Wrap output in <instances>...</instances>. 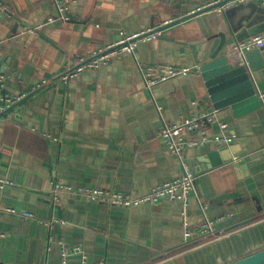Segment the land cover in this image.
Returning a JSON list of instances; mask_svg holds the SVG:
<instances>
[{"label": "crops", "instance_id": "1", "mask_svg": "<svg viewBox=\"0 0 264 264\" xmlns=\"http://www.w3.org/2000/svg\"><path fill=\"white\" fill-rule=\"evenodd\" d=\"M219 1L71 0V19L48 23L54 0H0L11 10L0 16V73L8 76L5 91L21 97L0 116V179L10 182L0 189V264H230L264 250V64L251 71L263 106L239 116L230 106L214 108L201 71L148 89L139 68H201L220 46V57L240 62L232 48L264 36V28L249 32L264 25V2L183 20ZM177 20L165 39L141 40L135 54L119 51L97 69L62 78L121 33ZM261 56L264 63V47ZM212 109L218 122L210 132L235 137L187 152L205 213L192 195L125 207L85 192L139 197L177 178L179 159L159 134L163 120L179 124ZM222 147L245 164L209 169L205 158ZM56 186L72 191L56 200ZM206 216L223 235L187 242L185 222L196 228Z\"/></svg>", "mask_w": 264, "mask_h": 264}, {"label": "built area", "instance_id": "2", "mask_svg": "<svg viewBox=\"0 0 264 264\" xmlns=\"http://www.w3.org/2000/svg\"><path fill=\"white\" fill-rule=\"evenodd\" d=\"M71 0H54L57 7L56 16H51L48 23L55 21H68L71 19L69 14V5ZM251 0H232L225 5L235 3H245ZM264 2V0H263ZM225 5L221 6L223 8ZM10 8L6 5L0 6V16L9 14ZM154 28L147 32L126 35L121 33V38L114 44L106 46L95 52L90 58H80L79 65L73 70L63 75V79L68 81L71 78L79 75L86 69H97L102 65L111 61L119 51L129 52L135 54L138 42L141 40L156 39L162 32L153 33ZM264 47V36H254L244 41H237L233 48L232 53L240 58L243 62L245 55L257 48ZM141 74L144 78L146 87L151 89L154 85L165 82L171 78L188 75L200 72V67H186V66H173V65H139ZM8 76L0 73V116L4 115L7 111L15 108L21 97L12 96L8 94L6 83ZM218 122V111L215 109L201 112L192 117H187L183 122L176 124L163 120L160 137L167 144L169 150L177 156L181 165V174L177 178L164 182L155 186L148 194L139 197H132L130 195L111 192L101 189L85 190V192L93 199L111 205V206H138L143 203H155L162 199H170L184 202L189 196H194L202 210L205 213L206 207L200 200L198 188V174L191 167L187 152L205 146L209 143L217 145L231 144L235 136H227L224 134L215 135L209 130V127ZM221 130H226L227 125L221 123ZM10 185L7 180L0 179V189ZM72 191L69 186H56L54 197L59 200V192ZM84 191V190H80ZM25 217H32V214L25 212ZM185 237L187 242L195 239L207 238L210 236H221L223 231L215 227L213 220L205 217V220L198 227L193 228L188 222H185ZM0 235H3L0 233ZM80 248L76 247L73 252H79ZM67 249H63V255H68Z\"/></svg>", "mask_w": 264, "mask_h": 264}, {"label": "water", "instance_id": "3", "mask_svg": "<svg viewBox=\"0 0 264 264\" xmlns=\"http://www.w3.org/2000/svg\"><path fill=\"white\" fill-rule=\"evenodd\" d=\"M230 1L232 0H221L216 4L198 10L197 13L189 15L183 18V20L210 9L221 7ZM255 19L256 21L257 19L260 20V17L257 16ZM183 20L167 23L158 28H155L153 25L154 29L152 32H163L165 29ZM263 28L264 25H261L257 28H251L249 32L251 35H255L262 31ZM158 38L165 39L166 37L160 34ZM261 50L262 48H257L248 52L243 62L240 61L242 62L240 64L239 61H236L229 55L220 57L219 55L222 52V46H220L212 55L211 61L200 68L215 109L219 110L230 106L235 114L239 116L263 106L251 77V71L259 69L264 64ZM228 151L227 147H222L208 153L205 158L207 167L211 169L225 163H233L235 167L245 164L242 160H234L233 156L228 157ZM230 264H264V250Z\"/></svg>", "mask_w": 264, "mask_h": 264}]
</instances>
